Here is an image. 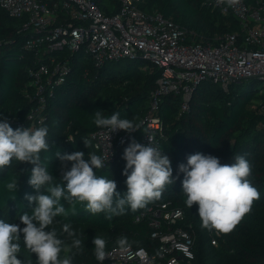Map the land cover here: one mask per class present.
Masks as SVG:
<instances>
[{
	"label": "trees",
	"instance_id": "16d2710c",
	"mask_svg": "<svg viewBox=\"0 0 264 264\" xmlns=\"http://www.w3.org/2000/svg\"><path fill=\"white\" fill-rule=\"evenodd\" d=\"M142 1L140 7L145 13L159 12L192 32L196 36L195 42L201 39L217 44L227 34H241L239 22L233 16H223L214 10L212 0ZM244 2L249 6H255L257 2L264 5V0ZM98 5L107 13L116 9L114 0H98ZM21 25V21L8 17L0 9V114L13 120L10 123L13 129L17 128L16 122L24 125L37 119L42 122L35 128H49L50 149L41 153V161L58 181L61 179V162L55 156L57 150L61 154L82 151L86 159L89 153L99 155L91 143L87 148L83 142L89 134L104 129L93 123L96 110H102L106 117L118 112L121 118L133 119L141 129L131 133L130 139L117 148L112 162H105L102 169H94L98 175L114 179L117 191L123 195L127 190L126 177L122 174L126 164L122 159L123 151L133 138L147 145V128L143 121L149 111V94L155 88L161 70L146 65L139 58L127 60L126 66H121L124 60H120L97 68L89 58L81 62L86 55L83 49L56 53L60 59L65 57L62 61L71 70L70 74L51 88L50 96L46 95L45 111L33 114L34 98L28 85L31 78L27 70L35 68L37 63L33 54L23 50L27 33ZM259 83L261 81L257 79H244L231 82L224 89L219 84L202 82L193 91L187 112L180 111V94L165 96L155 113L164 126V135L156 139V146L170 157L175 182L166 185L161 198L145 208L136 211L126 208L125 214L111 219H106L104 213L91 214L81 205H77L76 213L72 215L70 206L62 200L70 214L66 218H56L59 223L54 221L53 225L62 231V224L70 223L72 229H79L83 236V250L73 249L76 254L72 264L99 262L92 243L96 235L107 241L106 251L118 247L116 240L122 236L127 237L133 249L154 251L157 246L150 239L149 215L140 222H135V217L165 200H172L174 207L183 211L185 219L181 226L190 227L194 234V264H264V90L257 87ZM30 115L32 120L28 118ZM197 152L219 157L222 164L231 163L235 154L245 155L252 166V182L260 192V199L253 202L251 212L231 233L223 234L216 247L210 243L211 232L201 227L198 206L193 205L191 209L186 206L182 192L183 173H178V165L186 164L187 157ZM32 167L29 163L13 160L0 172V220L20 224L22 214H31L34 204L29 205L25 196L36 194L28 184ZM12 178L18 181L16 193L8 192L5 187ZM18 255L25 264H38L35 256L23 248L22 242ZM61 256H64L63 252Z\"/></svg>",
	"mask_w": 264,
	"mask_h": 264
},
{
	"label": "built area",
	"instance_id": "2783aa9c",
	"mask_svg": "<svg viewBox=\"0 0 264 264\" xmlns=\"http://www.w3.org/2000/svg\"><path fill=\"white\" fill-rule=\"evenodd\" d=\"M116 9L102 10L98 0H0V9L8 17L22 22L27 33L23 50L33 54L37 63L29 68V87L34 98L33 114L46 109L51 88L70 74L66 62L56 53L83 49L92 64L99 68L120 60L142 59L161 70L155 88L149 94V111L143 121L147 135H164L162 121L155 113L165 96L180 94L181 112L189 110L195 88L209 81L227 89L231 82L257 79L264 83V5L245 4L244 0H212L213 8L223 16H233L240 25L238 34H227L217 44L199 40L159 12L145 13L142 0H114ZM32 115L28 118L32 120ZM10 123L13 120L8 119ZM41 119L17 127L40 125ZM130 139L123 131L110 133L104 128L89 134L87 140L105 162L113 161L117 148ZM145 141L148 144L147 136ZM109 157V159H108ZM149 215L150 239L154 251L113 247L103 264H194V234L184 228L183 211L172 200L151 205L135 217L140 222ZM223 234L210 233V243L217 246ZM96 264H101L97 262Z\"/></svg>",
	"mask_w": 264,
	"mask_h": 264
},
{
	"label": "clouds",
	"instance_id": "9594fccd",
	"mask_svg": "<svg viewBox=\"0 0 264 264\" xmlns=\"http://www.w3.org/2000/svg\"><path fill=\"white\" fill-rule=\"evenodd\" d=\"M227 2L231 4L235 0ZM93 123L98 128L109 129L110 133L125 131L131 134L141 129L133 119L121 118L118 112L106 117L102 110H96ZM145 135L149 141L147 145L133 138L124 148L122 159L126 164L122 174L126 177L127 190L121 195L114 179L94 171L105 164V158L95 153H89L86 159L82 151L61 154L57 150L55 156L61 162V179L58 181L41 161V153L50 149L49 128L13 129L8 117L0 114V172L13 160L31 164L28 184L36 191L35 195L25 196L34 207L31 214L26 212L20 216L23 227L0 220V264H25L18 258L21 242L38 264H72L76 254L73 249L82 251V241L76 238L70 223L62 224V233L72 238L71 245L59 238L56 228H50L54 221L59 223L56 218H66L70 214L62 200L70 206L72 215L76 213L77 205H81L91 214L104 213L106 219H111L125 214L126 208L136 211L160 199L166 185L173 184L176 178L170 157L154 146L152 135ZM83 142L88 148L90 142ZM231 160V163L222 164L219 157L197 152L187 157L186 164L178 165V173H183L182 192L186 206L191 209L197 205L201 227L218 235L231 233L251 212L253 202L260 199V192L251 179L249 160L240 154L233 155ZM5 187L8 192L16 193L18 181L12 178ZM92 243L96 260L103 264L109 256L107 241L96 235ZM116 244L124 251L131 246L123 236L117 238ZM62 252L66 254L61 256Z\"/></svg>",
	"mask_w": 264,
	"mask_h": 264
},
{
	"label": "rangeland",
	"instance_id": "374dc122",
	"mask_svg": "<svg viewBox=\"0 0 264 264\" xmlns=\"http://www.w3.org/2000/svg\"><path fill=\"white\" fill-rule=\"evenodd\" d=\"M87 60H89L88 56L85 55L83 57V60H81V62H84V61H87ZM121 62H122L121 66H126L129 63V61H127V60H124V61H121ZM113 63L116 64L117 62L115 63V61H114ZM146 65H149V64L147 63ZM257 87L258 88H263V90H264V83L263 82L259 83V85ZM51 227L56 228V230H57V232L59 234V238L63 239L65 241L66 245H71L72 238L68 237L67 234L62 233V231L58 230V228L56 226L52 225V226H50V228ZM74 231L76 232V238H79L83 242V236H82L80 230L79 229H74ZM65 254L66 253L63 252V255H65Z\"/></svg>",
	"mask_w": 264,
	"mask_h": 264
},
{
	"label": "water",
	"instance_id": "95a60500",
	"mask_svg": "<svg viewBox=\"0 0 264 264\" xmlns=\"http://www.w3.org/2000/svg\"><path fill=\"white\" fill-rule=\"evenodd\" d=\"M124 60H127V59H124Z\"/></svg>",
	"mask_w": 264,
	"mask_h": 264
}]
</instances>
